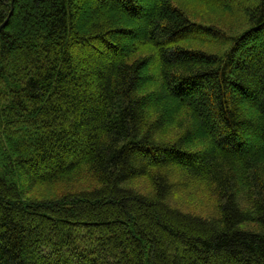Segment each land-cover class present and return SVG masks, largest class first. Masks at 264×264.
I'll return each instance as SVG.
<instances>
[{
	"label": "trees",
	"instance_id": "1",
	"mask_svg": "<svg viewBox=\"0 0 264 264\" xmlns=\"http://www.w3.org/2000/svg\"><path fill=\"white\" fill-rule=\"evenodd\" d=\"M0 264H264V0H0Z\"/></svg>",
	"mask_w": 264,
	"mask_h": 264
},
{
	"label": "rangeland",
	"instance_id": "2",
	"mask_svg": "<svg viewBox=\"0 0 264 264\" xmlns=\"http://www.w3.org/2000/svg\"><path fill=\"white\" fill-rule=\"evenodd\" d=\"M193 13H195L197 16L203 17V18H205L206 15L208 14V13H206V11H204L202 8H199V7H197L193 11ZM238 15L239 14H237V16ZM207 17H209V15H207ZM211 17H212V15L209 18H211ZM212 19H213V21L216 24H218L219 26L224 27L226 30H228V28H231V26H236L235 24H232V21H234V19L233 18H230V17L220 18L219 16H215V17L213 16ZM238 19H240L239 16H238ZM236 22L239 23V21H236ZM239 26H240L239 28H241L242 25H239ZM139 186H140L139 188H141V189H144V187H145L144 186V183L143 184H139ZM184 199H186V198H182L181 200H184ZM202 201L203 200H200L197 197H191V198H189L187 200V203L186 202L185 203H182V202L179 201V204H180V206H188V207H190L194 211L195 210L200 211L199 207L202 205V203H201ZM182 208L185 209L186 207H182Z\"/></svg>",
	"mask_w": 264,
	"mask_h": 264
},
{
	"label": "water",
	"instance_id": "3",
	"mask_svg": "<svg viewBox=\"0 0 264 264\" xmlns=\"http://www.w3.org/2000/svg\"><path fill=\"white\" fill-rule=\"evenodd\" d=\"M7 22H8V21H7ZM7 22H6L5 24H7ZM4 26H5V25H4ZM4 26H3V27H4ZM3 27H2V28H3Z\"/></svg>",
	"mask_w": 264,
	"mask_h": 264
}]
</instances>
